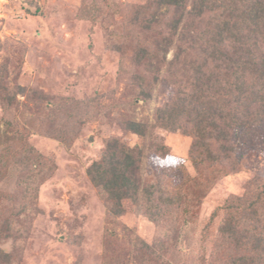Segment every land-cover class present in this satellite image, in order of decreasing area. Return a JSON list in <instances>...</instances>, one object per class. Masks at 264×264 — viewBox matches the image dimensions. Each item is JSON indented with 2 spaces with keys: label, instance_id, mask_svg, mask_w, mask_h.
Returning a JSON list of instances; mask_svg holds the SVG:
<instances>
[{
  "label": "rangeland",
  "instance_id": "374dc122",
  "mask_svg": "<svg viewBox=\"0 0 264 264\" xmlns=\"http://www.w3.org/2000/svg\"><path fill=\"white\" fill-rule=\"evenodd\" d=\"M146 1L0 0L1 86L17 100L15 112L0 105V125L5 129L12 120L26 137V146L9 152L17 164L4 171L0 183L3 213L8 216L9 205H19L12 235L0 242L12 251L13 264H104L115 233L121 239L114 241L115 254L126 261L137 238L153 243L158 237L155 223L131 200H123V215L113 216L111 202L88 175L112 140L141 144L125 121L154 125L157 107L180 78L134 61V36L141 26L133 25L142 19ZM173 57L170 51L167 58ZM187 119L177 130L154 128L170 154L159 158L150 152L149 157L154 165L181 166L195 176L200 173L192 160L195 126ZM212 150L222 156L216 145ZM28 151L46 161L41 177L32 174V187L14 173ZM221 164L193 217L192 246L173 251L174 264H202L200 258H209L211 248L203 239L218 234L221 207L234 197L250 198L255 183L264 180V148Z\"/></svg>",
  "mask_w": 264,
  "mask_h": 264
},
{
  "label": "trees",
  "instance_id": "16d2710c",
  "mask_svg": "<svg viewBox=\"0 0 264 264\" xmlns=\"http://www.w3.org/2000/svg\"><path fill=\"white\" fill-rule=\"evenodd\" d=\"M146 2L142 19L133 25L141 26L134 36V61L148 71L164 69L180 78L173 94L157 107L154 125L137 118L125 121L141 144L131 147L112 140L88 175L111 202L113 216L123 215V200H131L155 223L158 237L153 243L136 237L130 259L119 261L114 241L121 239L115 233L108 240L104 264H174L169 255L192 246L193 217L218 165L264 148V0ZM170 51L174 57L169 60ZM15 98L0 80L1 107L15 112ZM185 119L195 126L192 160L196 169L200 167L195 176L181 166L154 165L149 157L150 152L159 158L170 154L154 128L177 130ZM6 126L0 125V183L4 171L17 164L9 152L26 146V137L15 130L13 121ZM30 151L13 172L19 173L20 183L26 180L32 187V174L41 177L46 161L41 153ZM175 176L179 179L172 181ZM252 188L250 198L234 197L221 207L225 213L218 234L203 239L211 249L209 258H200L202 264H264V180ZM2 192L0 188V242L12 235L19 216L16 202L9 205L10 215L3 213ZM217 216L213 214L214 220ZM12 260V251L0 247V264H13Z\"/></svg>",
  "mask_w": 264,
  "mask_h": 264
}]
</instances>
